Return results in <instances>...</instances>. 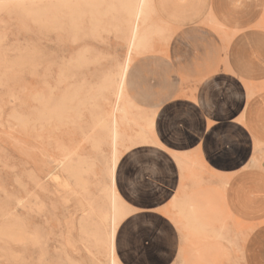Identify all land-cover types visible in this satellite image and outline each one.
<instances>
[{"label": "rangeland", "instance_id": "obj_1", "mask_svg": "<svg viewBox=\"0 0 264 264\" xmlns=\"http://www.w3.org/2000/svg\"><path fill=\"white\" fill-rule=\"evenodd\" d=\"M118 1L123 0H0V264H113L105 237L113 230L108 192L115 147L111 137L91 126L96 116L111 110L114 97L107 82L116 79L129 58L125 92L138 109L131 110L132 125H118V164L128 150L155 141L146 117H154L161 103L138 99L154 97L153 61L170 62L165 51L172 36L155 16L152 24L162 29L149 36L144 49L129 54L133 19L126 16L127 0L125 5ZM141 63H150V69ZM188 88L194 86L184 83L181 91ZM140 127L147 130L145 141ZM93 138L100 139L97 147ZM64 150L84 161L85 190L57 166ZM178 166L177 194L162 210L179 238L172 264H245V243L260 216L246 195L264 201V176L253 170L237 180L242 217H235L224 204L229 175L211 170L196 154L181 155ZM263 167L264 143L257 142L247 169ZM124 172V177L132 173L129 164ZM49 173H58L67 188ZM116 189L121 196L117 184ZM150 198L134 203L151 205ZM120 199L128 215L130 200ZM191 208L203 232L189 228ZM122 221L114 227L117 239ZM18 226L24 237L19 241L10 236ZM129 229L137 234L134 239L152 235L142 226L130 224ZM163 235L170 236L166 230ZM115 250L116 264H140L136 245L117 243Z\"/></svg>", "mask_w": 264, "mask_h": 264}, {"label": "crops", "instance_id": "obj_2", "mask_svg": "<svg viewBox=\"0 0 264 264\" xmlns=\"http://www.w3.org/2000/svg\"><path fill=\"white\" fill-rule=\"evenodd\" d=\"M156 16L172 34L165 51L170 62L155 58L154 97L138 99L161 103L154 115L155 143L128 150L116 168V184L131 210L118 229L131 219L133 228L152 233L132 241L140 264H172L177 256L179 238L162 210L177 194L181 155L196 154L211 170L229 175L224 204L235 217L241 216L237 180L253 170L264 176V167L247 169L255 144L264 143V0H158ZM184 83L194 86L192 91L182 92ZM225 139L227 145L214 147V141ZM132 151L139 155L132 157V173L124 177L127 164L120 165ZM139 160L146 163H133ZM142 193L154 199L151 209L134 203ZM246 196L260 216L252 221L256 225L247 237L244 261L264 264V201L253 193ZM137 216L149 218L137 221Z\"/></svg>", "mask_w": 264, "mask_h": 264}, {"label": "bare ground", "instance_id": "obj_3", "mask_svg": "<svg viewBox=\"0 0 264 264\" xmlns=\"http://www.w3.org/2000/svg\"><path fill=\"white\" fill-rule=\"evenodd\" d=\"M123 1H120V2L118 1V2L121 3ZM134 1L135 0H127V3H126L127 7L125 6L126 12H127L126 16L127 17L129 16V18L133 19V24L130 28V33H128L129 34V40H128L129 41V44H128V53L129 54L133 50H137L138 48H140L142 50V48L147 44V40H148L149 36L155 32H159L162 29V27L160 25L152 24L153 18L156 16L157 1L158 0H137L136 3H134ZM84 3L86 5H88V3H86V2H82L84 7H85ZM110 3H112V2H110ZM92 4H89V6ZM121 4L125 5V2H123ZM121 4H119L118 7H120ZM94 6L92 5L93 10L96 7V6L95 7ZM113 6H115V4ZM125 7H123V8H125ZM85 8H88V7L86 6ZM90 8H91V6H90ZM108 8H110V6H108ZM97 9H98V7H97ZM95 10H96V8H95ZM119 10H121V9H119ZM87 11H91V10L87 9ZM108 12H109V9H108ZM120 13H121V15L123 14L122 11H120ZM124 14H126L125 10H124ZM148 42H149V40H148ZM22 62H20V63H22ZM129 64H130V59L127 58L122 69H121V71H120V73L117 74L116 79L109 80L107 82L108 83L107 87L111 90L110 94H112V96L114 97V104L112 105V108L108 113L99 114V116H96V118L93 121V125L91 126V129L100 128V130L104 134L105 138L107 136L111 137L113 140V144H114L113 147H115V149H114L115 154L113 157L114 162L112 161L113 165L110 168V178H111L112 188L108 192L109 211H110V215H111L110 221L112 222L113 230H112V232L110 231L111 234H108L105 237L106 240L108 241V245H109V249H110V253H111V258H112L111 263H113V264H116V250H115V244H114L116 235H115L114 227L116 226L117 221L123 220L127 215V209L125 207H123V204H122L123 202L120 199L121 196L119 195V193L116 189V168H117V164H118V159L116 157V155H118V154H116V143H117L118 138H119L118 125H119V123H127V124L132 125V121L134 118L132 117L131 110L133 108L138 109V107H137L138 105L136 106V104H134V102H132L133 100H131L126 95V92H125V78H126V72L128 70ZM19 66H20V64H19ZM97 96L98 95H96V97ZM99 96H101V95H99ZM100 98H102V100H103L105 97L103 98V96H102ZM17 106H19V105L17 104ZM19 119L21 121L22 118L19 117ZM146 119H147V129L150 131L151 130L153 131L154 117H146ZM139 137L143 141L146 140L147 130H145V128H142V127L139 128ZM93 143H94V146L97 147L100 144V139H94L93 138ZM154 143L155 142H152L151 144H154ZM76 159H79V155L77 152L70 151V150H64V153L61 156V159H59L57 166H60L61 172L66 174V175H64L66 178H71L74 180L76 187H78L81 190H85V185L87 183H86L85 177H83V173H84L83 163H84V161L83 160H76ZM48 175L52 181L56 182L59 185L62 184L61 179L59 177H57L58 173H49ZM62 186L67 188V184H65V183L62 184ZM64 187H62V188H64ZM65 191H67V189ZM186 218L189 221V228L191 230L198 228L197 229L198 232H199V230L201 232H203V225H201L202 223H198L199 219L195 215L193 208H191L187 211ZM102 219H103V217H102ZM10 228H11V226H10ZM100 232H101V235L104 234V232H102V231H100ZM0 234H4V233H1V231H0ZM10 236L13 237L14 239L18 240V241L24 239L23 231H21V228L19 226L14 232L10 233ZM3 238H4V236L2 235V240H3ZM8 238H9V236H8ZM102 238H103V236H102ZM3 241H6V240H3ZM12 241L14 242V240H12ZM9 242H11V241H9ZM9 242L7 241L6 243H9ZM99 242H100V240H99ZM11 244H13V243H11Z\"/></svg>", "mask_w": 264, "mask_h": 264}, {"label": "snow or ice", "instance_id": "obj_4", "mask_svg": "<svg viewBox=\"0 0 264 264\" xmlns=\"http://www.w3.org/2000/svg\"><path fill=\"white\" fill-rule=\"evenodd\" d=\"M212 100L213 102L216 104V108L219 109L220 107V103L216 101V98H215V93L212 94ZM213 119H218V117H214ZM178 123H181L183 124L185 127H187V122L186 121H178ZM199 132L201 134H203L204 132V125L201 124L199 126ZM228 141L225 139L223 141H214L213 142V145L214 147H222L223 145H227ZM161 149L166 151V149L164 148L163 145H161ZM226 151V148L224 149ZM139 153H137L136 151H132L129 153L128 156L125 157V159L121 162V167H123L125 164H130V162H132V157L133 156H138ZM133 163H138V164H141L143 165L144 163H146L145 161L143 160H139V161H136V162H133ZM145 181L147 182V177H145ZM141 207H144L146 209H151L152 206L151 205H141ZM149 217H141V216H137L136 219L137 221L139 220H142V219H147ZM152 219H155V217H152ZM132 223V220L129 219L127 223H125L121 229H120V233H119V238L117 239V243L123 247V245H131L132 244V241L134 238H136L137 234L136 233H133L131 231V229H129V225ZM125 229H129L128 231V234L127 236L125 235ZM170 264V262H169Z\"/></svg>", "mask_w": 264, "mask_h": 264}]
</instances>
